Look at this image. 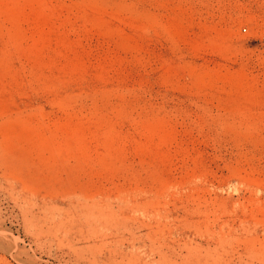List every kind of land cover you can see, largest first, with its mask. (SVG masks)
<instances>
[{"label": "rangeland", "instance_id": "1", "mask_svg": "<svg viewBox=\"0 0 264 264\" xmlns=\"http://www.w3.org/2000/svg\"><path fill=\"white\" fill-rule=\"evenodd\" d=\"M0 264H264V0H0Z\"/></svg>", "mask_w": 264, "mask_h": 264}]
</instances>
